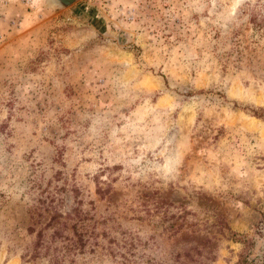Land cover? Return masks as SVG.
Masks as SVG:
<instances>
[{
  "label": "clouds",
  "instance_id": "9594fccd",
  "mask_svg": "<svg viewBox=\"0 0 264 264\" xmlns=\"http://www.w3.org/2000/svg\"><path fill=\"white\" fill-rule=\"evenodd\" d=\"M0 264H264V0H0Z\"/></svg>",
  "mask_w": 264,
  "mask_h": 264
},
{
  "label": "rangeland",
  "instance_id": "374dc122",
  "mask_svg": "<svg viewBox=\"0 0 264 264\" xmlns=\"http://www.w3.org/2000/svg\"><path fill=\"white\" fill-rule=\"evenodd\" d=\"M185 238H186L187 240H193V239H195L194 236H189L188 234H185Z\"/></svg>",
  "mask_w": 264,
  "mask_h": 264
}]
</instances>
